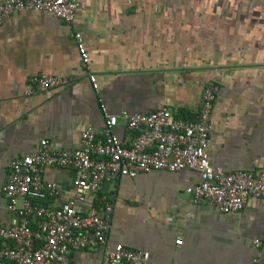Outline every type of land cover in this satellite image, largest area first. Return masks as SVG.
Here are the masks:
<instances>
[{
	"label": "crops",
	"instance_id": "crops-1",
	"mask_svg": "<svg viewBox=\"0 0 264 264\" xmlns=\"http://www.w3.org/2000/svg\"><path fill=\"white\" fill-rule=\"evenodd\" d=\"M71 24L47 12L22 11L0 24V227L11 222L1 186L12 159L40 139L79 146L85 126L108 112L166 106L194 118L203 88L219 86L210 122V162L225 171L264 167V0H78ZM82 34L95 93L83 75L73 33ZM73 77L65 88L23 94L31 75ZM127 136L122 126L116 129ZM75 172L50 168L57 205ZM192 170H151L105 184L113 200L107 245L147 251L148 264H264V198L236 213L191 202ZM180 241V243H177ZM102 250H74L72 264H100Z\"/></svg>",
	"mask_w": 264,
	"mask_h": 264
},
{
	"label": "built area",
	"instance_id": "built-area-1",
	"mask_svg": "<svg viewBox=\"0 0 264 264\" xmlns=\"http://www.w3.org/2000/svg\"><path fill=\"white\" fill-rule=\"evenodd\" d=\"M78 7V0H0V24L22 11L47 12L71 24ZM73 38L82 73L96 93L97 76L90 69L82 34L74 32ZM73 80L67 75L36 73L29 77L23 94L65 88ZM218 90L215 82L205 85L194 118L166 106L114 114L99 102L103 124L85 126L78 147L55 148L44 138L34 150L12 159L1 186L11 222L0 227V264H72V252L88 248L102 250L100 264H148L147 251L106 243L114 205L103 187L141 172H197L198 181L185 187V192L192 203L206 204L220 213H236L248 200L264 198V167L225 171L210 162V115ZM119 126L127 136L116 131ZM50 168L75 172L69 197L57 205L47 203L60 193L55 182L44 178ZM253 244L264 249L259 238ZM257 262L258 258L253 259V264Z\"/></svg>",
	"mask_w": 264,
	"mask_h": 264
}]
</instances>
